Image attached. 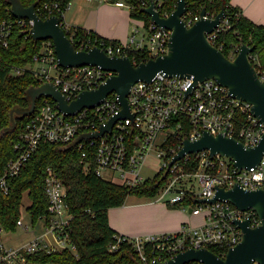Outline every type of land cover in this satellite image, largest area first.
Masks as SVG:
<instances>
[{
  "label": "built area",
  "instance_id": "2783aa9c",
  "mask_svg": "<svg viewBox=\"0 0 264 264\" xmlns=\"http://www.w3.org/2000/svg\"><path fill=\"white\" fill-rule=\"evenodd\" d=\"M162 1L155 0L157 9ZM114 3L127 9L132 8L124 0H115ZM70 5L71 1L67 8ZM44 9L50 14L54 9L64 13L58 2L45 3ZM207 16L214 17L209 12ZM199 17L200 14L192 15L188 11L183 15L188 26L193 25ZM19 19L25 25V18ZM60 24L68 32L69 25L65 19H60ZM229 27L225 16L218 27L206 36L216 45L219 34ZM10 28V23H0V41L6 44ZM171 34L170 29L160 27L152 20L149 25L138 20L127 41L79 39L77 46L73 37L70 38L80 50L98 46L110 56H129L131 52L143 51L150 59L169 51ZM217 47L221 49V46ZM240 47L241 44L236 46L231 58L237 55ZM249 58L256 67L254 62L258 63V59L255 51L249 53ZM28 68L42 83L52 82L69 102L82 91L99 87L116 73L100 65H60L53 41L43 45ZM17 70L20 72V69ZM256 70L264 81V68L256 67ZM39 98L42 100L38 106L36 101L31 117L14 142V155L0 170V188L6 194L10 191V179L22 171L42 142L71 146L82 134L101 130L122 109L116 91L109 93L98 105L84 107L73 115L60 111L52 98ZM127 99L133 117L116 119L110 130L102 135L82 137L73 146L81 152V161L86 164L87 170H93L96 175L130 188L140 187L146 181L152 182L162 176L156 182L160 184L158 195L151 199L187 212L192 208L189 213L201 216L202 220L196 225L184 223L179 229L168 232L135 236L121 233L110 244V250H117L122 242L129 240L144 264L166 262L188 248L211 249L210 246L218 247V255L225 257L229 247L243 238L244 232L235 220H248L251 227H257L261 225L262 219L254 208L242 210L230 201L217 200L210 203L199 199L214 197L217 186L229 189L240 184L245 189H264V154L258 164L243 168H238L231 156L218 152L213 154L210 149L186 152L174 162L172 159L182 149L185 139L197 140L205 131L213 135L234 137L245 145L256 146L264 134V121L255 115L251 102L233 96L229 88L215 78L194 84L193 76L158 73L151 81L140 80L134 83ZM150 156L156 160L157 170L147 177L142 171L147 167ZM45 188L49 217L41 218L44 219V232L16 248H6L0 243V264H34L29 255L36 252L76 249L69 229L73 214L66 201L67 189L64 181L51 167L47 168ZM189 198L193 200L192 203H188ZM17 225L25 229L34 227L32 222L26 223L22 216ZM2 231L1 226L0 241ZM194 262L202 264L198 261L185 264ZM252 264L260 263L254 261Z\"/></svg>",
  "mask_w": 264,
  "mask_h": 264
},
{
  "label": "trees",
  "instance_id": "16d2710c",
  "mask_svg": "<svg viewBox=\"0 0 264 264\" xmlns=\"http://www.w3.org/2000/svg\"><path fill=\"white\" fill-rule=\"evenodd\" d=\"M21 1L25 6L35 3L38 14L43 18L57 14L61 20H64L67 5L72 0ZM124 1L132 5L131 17L143 20L146 25L150 24L151 16L143 11V8L150 4V0ZM53 2H58L64 13L54 9L50 14L44 9L45 3ZM177 3L178 0H163L158 7L161 15L170 14L177 7ZM187 5V11L192 15L200 14L201 10L206 8L210 15L216 16L224 8L230 27L219 34L215 41L216 45L221 46V50L228 57L234 55L236 46L241 44V41L254 46L258 59V63H254L258 69L264 68V24H257L245 16L241 9L231 4V0H187ZM19 20L11 12L10 1L0 0V23L11 24L7 44L0 41V170L14 155V142L31 117V114L17 113L13 122L11 111L16 108L28 109L31 106L28 89L42 84L28 67L33 64L34 57L41 51L43 45L52 41L34 39L30 21L25 18L23 25ZM67 35L73 37L77 46L79 39L105 42L109 40L81 26L69 28ZM129 56L135 64L149 59L143 51L131 52ZM17 69H20V72ZM41 100L42 98L37 99V106ZM48 167L54 169L66 186V201L73 214L69 229L76 249L73 251L66 248L50 252L42 250L29 255L31 262L34 264H144L129 240L122 242L117 250H110V244L116 241V235L121 233L111 227L109 209L123 205L132 194L146 198L156 197L160 189V184L156 182L161 180L162 176L152 182L146 181L136 188L112 182L110 179L96 175L93 170H87L77 147L41 143L22 171L10 179L9 193H4L0 188V225L6 230L17 228L25 192H28L31 200L28 210L32 224L35 226L42 217H49V201L45 188ZM187 201L192 203L193 200L189 198ZM210 248L215 253H219L218 247L210 246ZM1 253L0 247V255Z\"/></svg>",
  "mask_w": 264,
  "mask_h": 264
},
{
  "label": "water",
  "instance_id": "95a60500",
  "mask_svg": "<svg viewBox=\"0 0 264 264\" xmlns=\"http://www.w3.org/2000/svg\"><path fill=\"white\" fill-rule=\"evenodd\" d=\"M9 1L11 12L15 17L27 18L31 22L34 39L53 41L60 65L72 67L93 64L116 72L99 87L82 91L70 102L52 82H44L28 89L31 98V106L28 109L11 111L12 118L14 112L30 114L36 107L37 99L45 96L52 98L60 111L73 115L84 107L98 105L109 93L116 91L122 105L120 113L104 124L101 130L82 134L71 146H75L82 137L102 135L106 130H110L115 120L120 117H133L127 99L132 85L140 80L151 81L158 73L169 76H193L194 84L207 78H215L227 86L233 96L251 102L255 115L264 121V81L260 79L256 67L249 58V53L255 50L254 46L241 41L239 52L231 58L212 44L206 36L217 28L226 16L224 8L214 17L207 16L206 8H203L199 19L188 26L183 18L188 9L187 0H178L177 7L168 16L161 15L156 8L155 0H150V4L145 6L143 11L148 13L158 26L172 31L169 51L164 55L135 64L130 56H110L98 46L89 50L77 49L61 26L59 16L51 15L43 18L38 14L35 3L25 6L21 0ZM191 90L192 87L189 91ZM204 149H210L213 154L218 152L231 156L238 168L251 167L258 164L264 154V134L256 146H248L234 137L223 134L213 135L205 131L197 140L185 139L182 149L172 162L181 158L186 152ZM217 200L230 201L242 210L254 208L262 219L261 225L251 227L248 220L236 219L235 223L244 232L243 238L229 247L225 257L208 248H188L166 262L152 264H185L190 261H198L202 264H252L258 261L264 264V189H245L240 184H235L229 189L217 186L214 197L199 199L210 203ZM191 211L192 208L189 209V212Z\"/></svg>",
  "mask_w": 264,
  "mask_h": 264
},
{
  "label": "crops",
  "instance_id": "0c3cea01",
  "mask_svg": "<svg viewBox=\"0 0 264 264\" xmlns=\"http://www.w3.org/2000/svg\"><path fill=\"white\" fill-rule=\"evenodd\" d=\"M231 4L257 24H264V0H231ZM65 22L92 30L102 37L127 41L135 23L130 9L114 0H72L64 15ZM161 201L126 202L109 209V223L127 236L168 232L188 223L191 215L178 208L170 209ZM164 203V204H163Z\"/></svg>",
  "mask_w": 264,
  "mask_h": 264
},
{
  "label": "rangeland",
  "instance_id": "374dc122",
  "mask_svg": "<svg viewBox=\"0 0 264 264\" xmlns=\"http://www.w3.org/2000/svg\"><path fill=\"white\" fill-rule=\"evenodd\" d=\"M135 23H138L137 19L135 20ZM68 28H72V26L69 25ZM16 114L17 113L14 112L13 118L11 117L13 122L15 120ZM146 165L147 167H145L142 171L144 176L148 177L156 172L157 163H156V160L153 159V157L150 156V158L147 160ZM148 166H150V168ZM127 201L128 202H132V201L142 202V201H152V199L146 198V197H139L137 195L132 194L128 196ZM159 203H162V202H159ZM30 204H31V200L29 198L28 192H25L23 196V200H22V206L20 209V216L24 218L26 223L32 222L31 214L28 210V206H30ZM164 205L168 206L170 209H178L166 203ZM189 216L190 218L188 220V223L193 224V225L198 224L202 220L201 216H196V215H189ZM43 232H44V219H39L37 224L34 227H31L30 229H25V228H22L21 226H17L15 230H6L3 228L2 235H1L2 240L0 241V243L6 248H16V247L27 244L34 237L42 235Z\"/></svg>",
  "mask_w": 264,
  "mask_h": 264
}]
</instances>
